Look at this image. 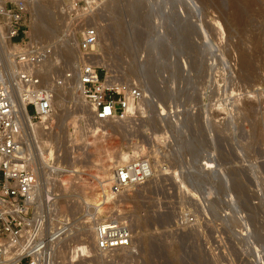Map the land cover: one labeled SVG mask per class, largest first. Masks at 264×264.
I'll return each instance as SVG.
<instances>
[{
  "label": "rangeland",
  "instance_id": "obj_1",
  "mask_svg": "<svg viewBox=\"0 0 264 264\" xmlns=\"http://www.w3.org/2000/svg\"><path fill=\"white\" fill-rule=\"evenodd\" d=\"M73 5L74 0H31L26 11L31 37L33 23L50 28L33 36L51 45V59L56 57L41 74L43 82L73 71L75 60L54 47L71 34L81 36L79 29L65 31ZM93 7L98 65L137 84L143 97L125 117L97 128L79 109L86 105L74 80L55 88L62 102L53 103L48 119L33 121L45 131L39 136L44 156L52 148L53 158L43 167L52 162L66 175L90 177L98 171L91 143L101 132L123 154L142 148L156 168L145 184L109 200L101 180L94 179L104 200L99 202L108 206L102 213L71 189L77 176L63 191L58 183L65 174H48L47 188L53 194L62 190L77 205L64 212L71 231L57 264H264V0H96ZM123 161L119 155L111 167ZM101 217L128 226L127 248L93 250L84 233ZM78 245H90L89 252L75 253Z\"/></svg>",
  "mask_w": 264,
  "mask_h": 264
},
{
  "label": "built area",
  "instance_id": "obj_2",
  "mask_svg": "<svg viewBox=\"0 0 264 264\" xmlns=\"http://www.w3.org/2000/svg\"><path fill=\"white\" fill-rule=\"evenodd\" d=\"M95 1L74 0L68 17L81 31L75 65L73 71L52 76L47 82L42 80L44 72L40 67L51 60L53 49L51 45L31 41L28 36L25 15L31 0H6L0 8L9 43L19 44L8 60L13 69L0 56V264H57V252L69 219L56 217L54 210L39 207L38 177L28 164V155L21 150L23 135L29 134L31 123L51 115L55 88L76 78L78 91L91 105L93 118L100 122L124 117L129 103L143 97L137 84L118 79L93 63L91 56L98 42V28L90 23V17ZM80 2L86 7H76ZM15 37L19 39L14 41ZM152 175L147 157L130 154L126 161L114 163L107 187L115 197L121 196L131 187L145 184ZM46 201L51 204L54 199ZM96 219L113 225V231L97 227L96 253L131 244L126 224L115 219ZM52 221L54 230L49 228Z\"/></svg>",
  "mask_w": 264,
  "mask_h": 264
},
{
  "label": "bare ground",
  "instance_id": "obj_3",
  "mask_svg": "<svg viewBox=\"0 0 264 264\" xmlns=\"http://www.w3.org/2000/svg\"><path fill=\"white\" fill-rule=\"evenodd\" d=\"M5 2H6V0H0V8L4 7ZM233 6H235V5H233ZM90 20H91V17H90ZM33 24H34L33 25L34 26L33 29H34V32H36V33H35V35H32V37H31L30 33L28 32V36L30 37L31 41L36 40V39L33 38V36H37L38 37L39 35L41 36V34H47V32L50 29L46 25H44L42 22H39V21L36 22V23H33ZM67 27H68V29H65V31H68L69 29L70 30L71 29L72 30L80 29L78 26H75V24L73 22H70V24ZM101 28L102 29H100V30L102 32V35L105 36L106 32L104 30V27H101ZM108 30H109V28H108ZM7 33L8 32H7L6 28H5V26L3 24H1V22H0V56L6 59L7 67L13 69L12 64L9 63L8 60L11 58L10 53L13 50L17 49L19 44H17V43H14V44L9 43V41L7 39ZM62 39H60L59 42L57 41V43L54 45L55 49L56 50H57V48L60 49V51L59 50H57V51L60 53L61 57L65 56L67 60H70L71 58H73V60H76V58H77V42H78L77 38L74 36V34H71L69 39H65L63 42H62ZM58 43L60 45H57ZM72 50H74V51H72ZM99 57H100V55L98 56V53L92 52L91 59L93 60L94 64H95L94 61L99 60ZM54 59H56L55 56L49 62H46L43 66H41L40 70L42 72L47 70V68H49V66H50V63H52V61ZM99 62H100V60H99ZM99 62L97 61V65H98ZM73 64H75V61H73ZM103 65L105 67H107V68H105L104 66H102V67H104L105 69L108 70V65L105 64V63ZM74 81H75V83L77 85L76 78L74 79ZM18 89L20 90L21 88L18 87ZM80 97H81L80 101H81V99H83V102H85V105H86V109H85V107H83L81 105L82 108H79L80 111L82 113H84V114H87V112H88V114H90L91 119L93 120L94 118H93L91 105L88 103L87 100L84 99L83 96H81V94H80ZM57 98L60 99L61 96L59 98L58 92H55L54 97H53V103L55 102V104H59V103L62 102L61 99H60L61 100L60 101ZM18 102H19V100H18ZM19 104H20V102H19ZM23 104L24 103H22V106H23ZM133 110H134V105H133L132 102H130L125 115L128 114L129 112H132ZM43 119L46 120V119H48V117H43ZM99 122L100 121H95V125H96L97 128H98V125H101V124H99ZM29 127L30 126H28V128ZM30 129H31V131H30ZM27 130L29 131V134H26V132H25V135H23V138H22V141H21L22 142L21 150L28 155V158H29L28 164H29V166L34 170V172L37 175H40V176L43 177L42 178L43 181H39L38 180V184L39 185L37 187V203H38L39 207L42 206L45 209L48 208L49 210H54L55 213H56V217H63L64 214H65L64 212H66L67 210H69L71 208L72 209L76 208L77 205L75 203H73V202H70L68 199L63 198L65 196V194L62 192V190L61 191H57V194H53L52 193L53 188L51 187L50 188L51 191H49L50 189L47 188V187H49V184H48L49 182L47 183V181L49 180L48 179V176H49L48 174H50V177L54 176V179H58L57 177H60L61 175L63 176V174H65V176H63L61 178L59 183L57 182L58 185H60V188L63 189V191L64 190L67 191L69 189V185H70L69 183L73 182L71 180L75 179L74 177L77 176V175L72 176L71 175L72 173H70V172H68L70 175L68 173H67L68 175H66V170L65 169H63L59 165H56V167H52V164H51L52 162L48 163V167L44 168L43 165L46 164V162H49V160H51L53 158V153L51 151L52 148L50 149L49 153L47 154V156H49V157L44 156V152H43L44 150H42L40 148L42 143H39V136H41V134L43 135V133H45V131H44V129L42 127L39 126V124H36V123L35 124L31 123V127L29 129H27ZM97 130H98V133H99V131H101V129L100 130L97 129ZM30 132L35 136L36 143L38 144V149L37 150H39V153H37L35 151L36 144H32L29 141V140H31ZM28 135H29V137H28ZM96 136H97L96 138L94 137L95 140L92 141V143H91V145H92L91 153L94 154L93 167L97 168L98 171L96 170V173L89 174V175H91L90 177L81 176L82 173L78 174L76 179H78L79 181L78 182L75 181L74 182L75 184H71L70 187H71L72 190L77 191L76 195L80 196L81 198L84 197V202H87L86 205H88V207L91 206L92 209L95 210L96 212L102 213V212H104V210L108 206H106V203H105L106 201L105 202H99L100 198H101V193H98V191H100V189L99 190L95 189L97 187L94 184V181H95L94 179H100L101 180L100 184H102L101 185V192L103 191L102 195L104 194L105 196H107V199L105 198V200L111 199L112 198L111 196H112L113 193L108 189V187H107L108 183L107 182H108V178H109V175H110L111 169H112V167H111V165L113 163L112 161H113V159L115 157H118L119 155H120V158H122L123 160H127V159L130 158V154H127V153L123 154L122 152H119L116 149V147H115L116 144L114 143V141H112V138H109L108 140H105V134L104 133L100 132L99 134H96ZM103 138H104V140H103ZM138 148H140V147H138ZM138 148H136V150H132V155H142V156L147 157L149 162H150V165H151V171H152V173H154L156 165L152 162L151 158L148 157V155L143 152L142 148L140 150ZM45 150H47V149H45ZM101 153H104V155H103L104 158L102 157V155H100ZM36 163L38 165H40V167L36 166ZM204 164L206 165L207 168L212 166V164L210 162H207V161H205ZM50 170L53 171V173L47 172V171H50ZM71 172H73V171H71ZM92 178H93V181H91ZM100 180H98V182H100ZM51 181H53V180H51ZM184 187L187 189V185H184ZM45 188H47V191H45ZM58 189H59V187H58ZM96 190H97V192H96ZM51 195H53V196H51ZM113 196H115V194H113ZM50 197H52L54 199V202L51 203V204H48L46 200L49 199ZM101 200H103V199L101 198ZM74 202H77V201H74ZM88 211H89V208H88ZM72 213H74V211ZM64 218H66V217H64ZM68 219H69V224L66 226V233H65V235L62 238L63 240H65V238L67 237L69 231H71L70 223H71L72 220L70 219V217H68ZM98 221H97L96 226L94 228L90 227L86 231L84 229V231H85L84 234H86L85 236H87L86 238L87 239L91 238V240L89 241V244H91V245L93 244V247L91 246L93 248V250L95 248L96 230H97L98 226L99 227H103V228H109V230L111 229V231H113L112 230L113 229V225L110 224L111 222L99 223ZM49 228L51 230L55 229V223L53 221L50 222ZM93 240H94V243H92ZM75 247L77 248V250L74 251L75 253H76V251L78 253L79 250H80V251H82L85 254V252H89L90 245L89 246L88 245L87 246L86 245H78V246H75ZM125 248H127V247H117L115 249H112V251L124 250ZM61 251H62V249L59 250V254H60ZM72 257H73V255H72Z\"/></svg>",
  "mask_w": 264,
  "mask_h": 264
}]
</instances>
